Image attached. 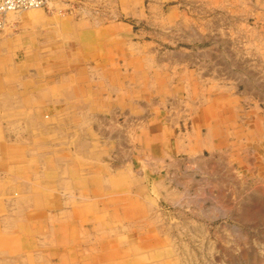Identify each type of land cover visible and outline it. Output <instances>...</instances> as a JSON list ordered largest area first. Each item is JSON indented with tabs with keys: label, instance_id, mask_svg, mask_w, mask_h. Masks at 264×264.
<instances>
[{
	"label": "rangeland",
	"instance_id": "obj_1",
	"mask_svg": "<svg viewBox=\"0 0 264 264\" xmlns=\"http://www.w3.org/2000/svg\"><path fill=\"white\" fill-rule=\"evenodd\" d=\"M0 32L32 36L1 62L0 264H264V0H51Z\"/></svg>",
	"mask_w": 264,
	"mask_h": 264
},
{
	"label": "crops",
	"instance_id": "obj_2",
	"mask_svg": "<svg viewBox=\"0 0 264 264\" xmlns=\"http://www.w3.org/2000/svg\"><path fill=\"white\" fill-rule=\"evenodd\" d=\"M50 4V3H49ZM49 6V5H48ZM48 8V7H47ZM43 10H45V9H43ZM44 16V15H43ZM45 17V16H44ZM46 18V17H45ZM69 22H70V20H63L62 21V24H69ZM38 23L39 24H41V25H43V26H45V25H48L49 23H50V21H48V19L46 18V21H38ZM91 36V34H87L85 37H87V38H89ZM85 37H84V40H85ZM28 39H29V41H28ZM32 36L31 35H28V34H23L22 36L20 35V36H17V35H15V34H10V33H8V32H0V70L2 69V66H1V62H2V60H3V54H4V46H11V45H13L15 42H19V46L20 45H22L24 48H25V46L29 43V44H32ZM18 59H20L19 57H18ZM19 69L21 68V69H23V70H25V69H27L28 67V65H27V60L24 58V56L22 57V59H20L19 60V64L18 65H16ZM20 69V70H21ZM1 79H3V75H2V73H0V109H12V108H14V106H15V103L16 102H20V101H18V100H12L11 99V96H10V94H5V93H9L8 92V90H4V87H5V85H4V83H3V81L1 80ZM4 86V87H3ZM5 89H6V87H5ZM7 91V92H6ZM18 93H21V92H26L27 90H22V88H20V89H18V90H16ZM31 92H32V90H30ZM25 101V100H24ZM48 101H50V103L52 102V100H48ZM26 102V101H25ZM37 102H40L39 100H37ZM202 109V108H201ZM208 109V108H207ZM207 109H205V108H203L202 110L203 111H201L200 112V109H199V107H196L195 108V113H194V115L196 116V115H202L203 117H205L206 118V115H207V113H208V110ZM194 111V110H193ZM210 114V113H209ZM200 117V116H199ZM204 123V122H203ZM204 125H205V123H204ZM212 132H214V134L216 133V136H217V138H218V140L219 141H222L223 139H220V137H222V134H218L219 133V128H221L220 127V125H219V123L217 122L216 124H214L213 126H212ZM3 137H4V139L5 140H13L14 139V137L15 136H13V137H11L10 136V134H8V133H5L4 135H3ZM13 138V139H12ZM224 143V142H223ZM223 143H221L220 145H223ZM22 145L21 144H19V143H12V142H10V143H7V144H5V146H2L1 148H0V151H1V153H3L4 154V152L6 151H9V150H17L18 148H20ZM16 155V153L14 152V153H12V155ZM19 171V170H18Z\"/></svg>",
	"mask_w": 264,
	"mask_h": 264
},
{
	"label": "built area",
	"instance_id": "obj_3",
	"mask_svg": "<svg viewBox=\"0 0 264 264\" xmlns=\"http://www.w3.org/2000/svg\"><path fill=\"white\" fill-rule=\"evenodd\" d=\"M50 1L51 0H0V30L4 28L9 13L46 9Z\"/></svg>",
	"mask_w": 264,
	"mask_h": 264
},
{
	"label": "bare ground",
	"instance_id": "obj_4",
	"mask_svg": "<svg viewBox=\"0 0 264 264\" xmlns=\"http://www.w3.org/2000/svg\"><path fill=\"white\" fill-rule=\"evenodd\" d=\"M13 13H15V12H12V13H9V14H13ZM30 15H31V16H35V18H37V16H36V15H38V14H35V13H30Z\"/></svg>",
	"mask_w": 264,
	"mask_h": 264
}]
</instances>
